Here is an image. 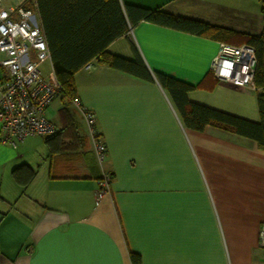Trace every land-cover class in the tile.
<instances>
[{
    "label": "crops",
    "instance_id": "crops-1",
    "mask_svg": "<svg viewBox=\"0 0 264 264\" xmlns=\"http://www.w3.org/2000/svg\"><path fill=\"white\" fill-rule=\"evenodd\" d=\"M29 0H2L5 9ZM264 36V0H120ZM128 39L150 71L195 86L189 101L258 122L257 89L211 72L221 42L147 21ZM132 58L126 37L108 46ZM74 75L107 148L99 165L80 109L57 97L55 135L0 137V264H264V150L250 138L183 126L168 94L91 61ZM57 104L53 106L56 100ZM112 174L97 200L102 174Z\"/></svg>",
    "mask_w": 264,
    "mask_h": 264
},
{
    "label": "trees",
    "instance_id": "trees-1",
    "mask_svg": "<svg viewBox=\"0 0 264 264\" xmlns=\"http://www.w3.org/2000/svg\"><path fill=\"white\" fill-rule=\"evenodd\" d=\"M23 6L33 9L38 15L52 69L61 85L59 97L68 105L77 97L75 73L96 61L140 81L157 82L168 94L184 127L202 131L207 126H214L250 138L264 150V36L241 35L199 20L173 15L160 8L134 4L122 6L120 0H29ZM140 21L227 42L241 37L240 43L252 45L256 57L254 85L259 121L191 102L187 93L195 86L162 72L150 71L127 37L130 27ZM123 36L128 40L132 58L108 50L110 43ZM130 259L132 264H141L140 257L134 253H130Z\"/></svg>",
    "mask_w": 264,
    "mask_h": 264
},
{
    "label": "built area",
    "instance_id": "built-area-1",
    "mask_svg": "<svg viewBox=\"0 0 264 264\" xmlns=\"http://www.w3.org/2000/svg\"><path fill=\"white\" fill-rule=\"evenodd\" d=\"M45 61L51 63L37 13L24 6L5 9L0 0V137L3 141L15 145V140L22 141L27 136L53 135L58 131L46 111L59 97L61 85L53 69L48 74L40 70ZM255 65L252 45L221 42L210 70L219 81L255 88ZM72 105L80 109L95 158L102 165L107 148L95 128V115L81 106L78 97L72 100ZM110 180V175L104 172L98 181L97 200L108 193ZM258 245L264 247V225L259 230Z\"/></svg>",
    "mask_w": 264,
    "mask_h": 264
},
{
    "label": "rangeland",
    "instance_id": "rangeland-1",
    "mask_svg": "<svg viewBox=\"0 0 264 264\" xmlns=\"http://www.w3.org/2000/svg\"><path fill=\"white\" fill-rule=\"evenodd\" d=\"M4 1L6 2L7 0H4ZM40 70H41L44 74H48V72H49L50 70H52L51 63H50L49 61H45V62L41 63ZM0 76H1V71H0ZM58 102H59V100L57 99V100L55 101V103L53 104V106H51V108L54 107V105L57 104ZM72 106H73V105H72Z\"/></svg>",
    "mask_w": 264,
    "mask_h": 264
}]
</instances>
